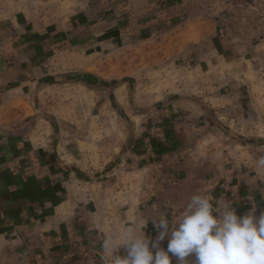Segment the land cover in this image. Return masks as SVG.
I'll return each mask as SVG.
<instances>
[{
	"label": "crops",
	"instance_id": "1",
	"mask_svg": "<svg viewBox=\"0 0 264 264\" xmlns=\"http://www.w3.org/2000/svg\"><path fill=\"white\" fill-rule=\"evenodd\" d=\"M231 2L0 0V264H103L106 236L146 217L155 240L153 205L198 193L264 211V140L166 91L205 68L204 102L264 120V0Z\"/></svg>",
	"mask_w": 264,
	"mask_h": 264
},
{
	"label": "clouds",
	"instance_id": "2",
	"mask_svg": "<svg viewBox=\"0 0 264 264\" xmlns=\"http://www.w3.org/2000/svg\"><path fill=\"white\" fill-rule=\"evenodd\" d=\"M264 169V156L257 161ZM235 194V189H232ZM251 200L252 198L249 197ZM160 211L153 205L152 223L158 232L155 240L145 236L142 225H125L117 235L106 236L101 242L103 264H264V211H250L239 216L231 202L214 203L208 194H194L181 209ZM167 238V249L161 242ZM123 247L127 255H118ZM171 254V255H170Z\"/></svg>",
	"mask_w": 264,
	"mask_h": 264
},
{
	"label": "rangeland",
	"instance_id": "3",
	"mask_svg": "<svg viewBox=\"0 0 264 264\" xmlns=\"http://www.w3.org/2000/svg\"><path fill=\"white\" fill-rule=\"evenodd\" d=\"M260 0H232V2L230 3L231 5H233L234 8H238V9H241V11L245 12V13H248L249 12H256V10L254 8H258ZM232 10V8H230ZM259 11V9H258ZM193 59V60H192ZM191 60H187V59H183L180 64L181 65H186L188 66V63L191 64L192 66L194 64H196L197 62L195 61L194 63V59H196V57H193ZM200 62V61H199ZM202 64V63H201ZM204 66V65H203ZM205 69V68H204ZM203 68H201V70L199 69L198 71L197 70H188V71H182V73L180 74H176L175 77L173 76L174 74L171 72L170 75L169 73H166L165 76H167L168 78H170L171 80L173 78L177 79V80H182V81H187V79L190 80V82L194 81L196 82L195 84L197 85V82H199L198 84H200L198 87L196 85H191V84H183L181 85V87L179 85H177L175 88H167L166 91L169 92V93H175L177 95H182L183 97H185V99L191 103H189L191 106H190V109H195L194 106H199V108L201 109V111H208L210 113H216V117H217V120L216 123L220 126V128H223V129H226V130H233L234 133L236 135H238L237 137H241L242 139L244 138V136H242L241 134H243V130H247V133L251 132V134H243L245 136H247L248 140L247 141H254V139H258V140H264V120H251V119H242L241 117L240 118H237L236 119L234 118H229V116L227 115H223L221 112H229L230 114L233 113V106H229L228 104H222V103H218V104H215L214 102L212 101H207V102H204L206 100L207 97H209V94H211L213 87H209L208 89H206V86H205V80H210L211 79V75L209 77L208 76H205V71ZM169 70V68H168ZM213 74H217V73H213ZM214 75V77H215ZM214 79V78H213ZM216 80V79H215ZM220 80H218L217 82H219ZM216 82V81H215ZM180 84V83H179ZM217 85V84H216ZM196 100V101H194ZM193 101V102H192ZM202 101V102H201ZM197 103L199 105H196L194 103ZM201 103H203L201 107ZM228 108V109H227ZM242 109H245L244 107H242ZM241 110V109H240ZM218 113V115H217ZM228 113V115H229ZM222 114V115H221ZM224 117V118H223ZM205 121V120H203ZM261 126V127H260ZM260 127V128H259ZM260 129V131H259ZM254 130H257L256 133H253L252 131ZM241 133V134H240ZM257 136H254L256 135ZM250 135V136H248Z\"/></svg>",
	"mask_w": 264,
	"mask_h": 264
}]
</instances>
